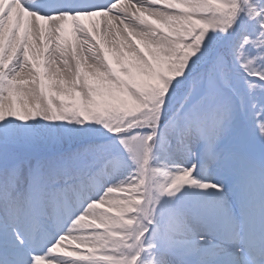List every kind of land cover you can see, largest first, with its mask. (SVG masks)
<instances>
[{
  "label": "snow or ice",
  "instance_id": "1",
  "mask_svg": "<svg viewBox=\"0 0 264 264\" xmlns=\"http://www.w3.org/2000/svg\"><path fill=\"white\" fill-rule=\"evenodd\" d=\"M0 264H264V0H0Z\"/></svg>",
  "mask_w": 264,
  "mask_h": 264
}]
</instances>
